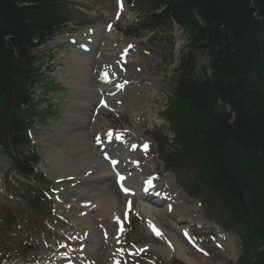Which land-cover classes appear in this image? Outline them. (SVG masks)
I'll use <instances>...</instances> for the list:
<instances>
[{
	"label": "trees",
	"instance_id": "obj_1",
	"mask_svg": "<svg viewBox=\"0 0 264 264\" xmlns=\"http://www.w3.org/2000/svg\"><path fill=\"white\" fill-rule=\"evenodd\" d=\"M66 1L0 0V142L23 176L25 121L49 106L33 88L51 85L33 52L72 20ZM152 3L148 23L172 19L188 34L164 115L181 155L167 162L195 171L189 191L238 238L234 264H264V0Z\"/></svg>",
	"mask_w": 264,
	"mask_h": 264
},
{
	"label": "rangeland",
	"instance_id": "obj_2",
	"mask_svg": "<svg viewBox=\"0 0 264 264\" xmlns=\"http://www.w3.org/2000/svg\"><path fill=\"white\" fill-rule=\"evenodd\" d=\"M123 1L126 3L122 6L120 17L119 19H114L113 15L115 10H117L116 0H68V9L71 10L72 20L35 52L36 56L33 66L50 81L54 80L57 86L53 92L46 95L51 107L46 109L44 116L39 121H36L31 128L30 138L32 142L27 148L35 150L40 160L37 167L39 168L41 162L46 171L50 170L52 165L50 166L49 161L42 157L41 152L45 146L54 147L62 155L67 156L68 153L71 156L74 154L80 155L81 150L78 145L69 138L71 132L77 131L75 124H71L67 120L68 115L72 114L69 113V106L71 107L75 103V99L82 98V95L80 88L74 90L70 86V81L72 79L75 80L78 73H74L71 69L75 60L72 55L73 48L68 45L67 40L70 37H76L81 32H87L89 29H102L103 26L110 24L119 39L123 41L125 39L124 44L132 45L130 61L134 63L135 68L140 69V73L137 76L141 78V81L137 80L134 84L135 87L132 92L133 94L136 93L135 91L141 93V98L138 94L135 95L140 98L136 106L139 104L144 105L145 109H147L146 107L148 106L145 105V102H149L151 114L150 112L147 114L140 112L137 116H133L131 113L132 107H128L124 101L123 103L127 105L126 107L120 103L119 107H104L105 109L99 111V114L95 116L96 118L90 131L96 133L97 127L100 128L99 130L104 128H111L117 132L124 130L131 132L133 137L137 139L149 141L150 150L146 154L148 162H146L145 170L141 173V177H150L151 174L155 175L171 191L175 190V193H179L180 196L184 194L180 199L183 203H178L186 205L191 215L186 217V219L188 218L186 223L176 224L175 218L178 216L174 214L166 215L164 210L159 207L153 211L154 222L164 229L163 236L165 238H170L173 235L182 244L184 243V252L193 258V263H189V261L174 254L167 256L160 253L159 247L164 246L165 243L160 240L161 238L155 237L148 228L145 214L138 210L140 204H138L137 197L134 196L133 198L134 209H128L126 213L121 210L128 199L130 201V198L128 197L127 199L126 196L120 194L114 185L113 178L109 179L104 190L113 196L121 207L118 208L117 212L121 210V220L125 228L122 230L121 244L116 245L117 248L111 247L110 251L112 253L110 255L117 253L121 260L127 258L123 260L126 264L234 263L241 252L237 237L231 230H221V227L216 225V222L211 219L214 217L209 215V211L207 213L205 201L201 195H192L187 190V186L194 179L195 171L181 162L178 163L181 165L175 164L174 166L167 162V158H174V154L176 158L180 155L172 138L175 122L168 123L163 116L166 103L174 92L173 75L175 68L178 66L175 55L177 53L179 58L183 55L187 44L186 33L184 30L168 24L169 20L163 23L154 33L142 30V27L136 30V27L140 26L138 23L143 20L147 8L150 7V0ZM129 32L131 34L127 36L126 34ZM61 35H64L65 38L60 40L59 45L47 46L50 41H54L56 37ZM111 49L114 50V48ZM200 60L204 62L203 55H201ZM146 83L150 85L148 88L149 94L153 93L151 97H149L150 95L148 96L146 89L139 90L137 88L139 85L144 86ZM34 89L37 92V98L45 94L42 83H39ZM94 89L95 87H93ZM88 96L87 101L93 102V96L90 94ZM84 103L87 104L88 102ZM93 104L95 105V103ZM93 104L91 107H94ZM25 122L29 123L28 125L32 123L31 119ZM65 138L68 139L66 140ZM59 162L55 163L59 164ZM84 164L86 165L87 163L84 162ZM78 171L79 169H77L76 177L80 179L83 168ZM52 173L48 177L50 180H46L39 172L34 173L33 180H23L12 172L11 160L7 150L4 146H0V254L2 256H8L7 252L13 248L14 253H11L10 256L11 260L14 261L19 256H22L21 250L26 246L28 247L27 258L34 259L37 253L38 255L42 254V258H46L49 255V252L46 251L47 246L51 245L56 248L58 246L57 242L65 241V239L60 238V235H64L69 240L74 237L67 222L52 214V210H56L54 207L56 201L54 199H60L64 204L75 203L79 206L81 202H85L83 200L89 199V195L82 190L68 189L72 181L69 183H58L56 178L59 175L63 176V173L60 174V170ZM65 173V176L71 175L69 172ZM54 184L58 187L62 186L63 191L61 192L64 199L55 198L49 193V188L53 187ZM171 191L167 192L172 193ZM45 192L49 193L48 196L51 200L46 199ZM94 204L98 203L95 201ZM33 205L38 207L40 213L33 212V210L35 211ZM72 210L75 211L76 209ZM46 211L49 212L48 215ZM66 213L70 214L72 212L66 211ZM99 213L100 210L93 212V221L91 223L95 227L101 218ZM116 224V222L112 223V227L115 228ZM182 227H186L201 241L199 243L207 250L209 255H204L194 250L182 240L180 235ZM96 230L98 235L95 236V239H99L100 234L97 227ZM209 235H214L221 247H217L215 243L211 242ZM8 245L12 248L6 251L5 249ZM67 245L71 246L68 243ZM133 247L140 248L135 251L132 249ZM1 263L2 261H0Z\"/></svg>",
	"mask_w": 264,
	"mask_h": 264
},
{
	"label": "bare ground",
	"instance_id": "obj_3",
	"mask_svg": "<svg viewBox=\"0 0 264 264\" xmlns=\"http://www.w3.org/2000/svg\"><path fill=\"white\" fill-rule=\"evenodd\" d=\"M63 38H65L64 35H61L60 37H56L55 40L50 41L47 44V46L49 45L53 47V45L58 44L60 40ZM71 38L72 37H70V39ZM124 41L119 39V37H117L114 29H110L108 33H105L103 28L102 30L96 28L92 33L81 32L79 33L78 36L75 37L76 44H71V46L75 48V50H73L72 52L75 62H73L74 64L71 66V69L73 70L74 73H78V75L77 77H75L76 78L75 80L72 79L70 81V86L73 87L74 90L80 88L82 98L75 99L76 100L75 103H73L71 107L69 106V113L72 114L68 115L67 120L71 122V124H75L76 126L77 131L71 132L69 138L71 139L72 142L78 145L79 149L81 150L80 155L74 154L71 156L69 155V153L67 156L62 155V153L56 151V149L52 146H45L41 152L42 157L45 160L49 161L50 166L52 165V168L50 167V170H48V174H53L52 172H58V170H60V174L63 173L62 174L63 176L61 177L59 175L58 177L62 178V180L66 175L65 172L67 173L69 172L71 173V175L74 176L77 173V169H79L80 171V169L83 168V171L81 173L82 174L81 181H79L80 183L79 182L74 183V186H75V190L77 191L82 190L89 195V199L87 200L90 201V203L88 205L89 208L84 209L86 210L85 215L82 217L78 215L82 208L77 206L75 203L69 206L58 204L57 212L65 220L68 221L72 233L75 234L79 232L81 234H85V233L87 234V237L80 242V243L83 242L85 243V248H83L84 250L79 251L80 253L79 256L84 261L87 260V258L92 259L93 257L97 260L96 264H108L106 260H108V256H110V254L112 253V251H110L111 247L116 246L117 243L121 244V238H122L121 231L113 228L112 222L113 221H116L117 223L120 222L121 210L126 209L123 206L121 208L117 203L116 199L113 196L109 195L106 192V190H104V187L106 186L109 179L113 178V170L108 165L109 163H106L105 161L102 160L101 152L103 151H101L102 150L101 148L110 151L111 155L116 157V159L119 161L116 165V168L120 172H124L126 174L125 184L129 185L130 189L133 190L132 194H127V198L128 197L130 198V201L128 199L129 203L133 199L132 196L134 194L137 195L139 201L138 204H140L139 208L141 212L145 214L144 216L148 217L149 220L154 219L153 211L156 210L157 208V204L153 202L154 200L151 201L142 198L144 195L139 193L141 191L142 183L146 181L144 178H140V181L142 182L141 185L137 182L138 178L140 177L139 172H141L142 170L141 168L145 169L144 165L147 162V159L144 158V155L134 157L135 154H133L131 151L129 152L128 150L132 144L137 143V146L140 145L141 144L140 140L137 139L136 137H133L131 132L120 131L119 133L114 132V134H118L117 139H114L113 136L111 142H106L103 140L101 146L98 147L94 143L95 140L97 139L96 136L97 134H99V132H101V138H103V133L106 132L105 131L106 128L100 131L99 130L100 128L97 127L96 135L91 131H89L90 128L93 126V124L91 123L95 121L94 115L99 114L98 110H102L104 107H108V105L109 107L112 106L113 108L119 107L116 103L117 101H119L120 103H123L125 101L128 107H132L131 113L133 116H137L140 112L142 113L145 112L146 114L150 112L151 114V109L149 107L148 101L145 102V105L148 106L146 107L147 109H145L144 105L139 104L138 106H136L141 96L140 94H138L140 96L139 98L135 96V94H133L132 86L127 85L123 89H118L114 85L115 82L110 81L105 85V84H101L99 80L96 79L98 77L99 70L102 64H106L109 67H113V68H115L116 65L118 67H121V65L117 64L116 59H118L117 55L119 52H121V48L124 46ZM98 42H102V43L99 44ZM86 44H88L90 47L89 50L86 51L87 53L83 52V50L80 48L82 46L86 47ZM77 45H79L78 49H77ZM111 48H114V50H112ZM93 51L96 52L97 55L96 54L90 55L91 52ZM130 57H131V53H128L125 57L126 60L124 62L125 63L124 69L126 72L122 71L121 69L115 70L113 72V73H117L119 71L118 75L122 77V80L126 79L127 77L131 78L132 80L134 79L135 72H132L133 71L132 66L130 65L132 63L129 62ZM95 63H97L98 65ZM94 69H96L95 74L93 73ZM149 86L150 85L146 83L143 86L142 90L146 89L148 91V96L150 95L149 97H151L153 93L149 94V90H148ZM93 87H95L94 90ZM111 92L114 94L113 97L110 96ZM152 92L154 91L152 90ZM88 93L93 96V102H91L90 100L87 101V98H89ZM101 97L105 98L104 99L105 104L98 107L97 106L98 101ZM84 102H88L87 104L89 105H87ZM93 103L96 104L95 107H91ZM126 104L123 103V106L126 107L127 106ZM138 152L139 151H136L134 153L137 154ZM55 162H59V164L58 163L56 164ZM70 162L73 163L70 164ZM84 162H86L87 164L85 165ZM133 163H136L138 167L137 168L134 167ZM61 164L63 165L61 166ZM57 166H61V167H57ZM153 182L154 185H156L157 189L167 193V188H165V185L163 183L161 184L160 181H156V180ZM171 192H172L171 194L173 195L167 193V196H169L167 203L169 204H166L167 206L173 208L171 213L177 214L179 217L182 216L181 214L185 215L186 217L191 216L188 212L189 209H187V206L178 203L179 199L181 198L179 193L176 194L175 190ZM87 200H83V201H87ZM95 201L98 204H94ZM158 201H161V199H158ZM119 207L121 208V210L117 212ZM72 209H76L75 210L76 212L73 211ZM97 210H100L99 216L101 217L100 218L101 221L104 222V225L102 226H104L108 232V239L105 242H103V239L93 240L95 236L98 235V233L96 227L91 222L93 221L92 219L93 212ZM66 211L72 213L68 214L66 213ZM161 231L163 230L161 229ZM170 240H171V246L170 247L160 246L159 247L160 253L163 255L165 254L167 256L174 254L178 257L183 258L184 260L189 261V263H193L192 261L193 258L189 257L184 252L185 251L184 246L179 241V239L176 236L172 235L170 237ZM95 250L99 251L101 254H96ZM88 252L90 253V255ZM48 254L50 255L51 253ZM55 254H51V256L55 257ZM45 261H47L45 262V264H54L53 261H50L49 259H46ZM14 264H18V263H14Z\"/></svg>",
	"mask_w": 264,
	"mask_h": 264
},
{
	"label": "snow or ice",
	"instance_id": "obj_4",
	"mask_svg": "<svg viewBox=\"0 0 264 264\" xmlns=\"http://www.w3.org/2000/svg\"><path fill=\"white\" fill-rule=\"evenodd\" d=\"M157 234H159V233H157Z\"/></svg>",
	"mask_w": 264,
	"mask_h": 264
}]
</instances>
